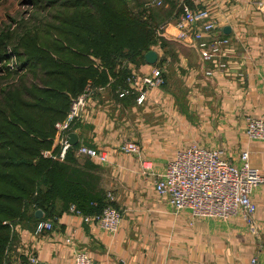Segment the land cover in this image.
<instances>
[{
    "label": "crops",
    "instance_id": "obj_1",
    "mask_svg": "<svg viewBox=\"0 0 264 264\" xmlns=\"http://www.w3.org/2000/svg\"><path fill=\"white\" fill-rule=\"evenodd\" d=\"M137 1L141 9L152 0ZM159 1L162 6L150 7L157 29L148 50L115 67L114 73L121 67L129 76H149L158 68L164 86L146 91L142 104L135 101L137 94L120 99L108 70L89 57L95 72L87 85L96 88L86 96L72 132L81 144L107 151L108 160L101 165L74 152L53 167L56 200L93 198V203L105 205V195L112 192L123 213L118 232L84 224L69 205L56 217H46L51 232L34 236V225L19 232L22 264L32 255L37 264H73L76 250L86 251L92 264H250L254 257L264 262V183L251 194L253 230L239 218H194L189 210L176 215L166 201L154 200L155 182L133 156L120 150L124 142L139 144L152 175L163 173L175 153L192 143L226 149V157L247 152L251 167L264 179V141L250 140L245 131L247 121L264 118V0ZM183 1L192 9L207 10L217 26L213 35L229 40L218 59L224 68L203 64L195 42L178 39L174 26ZM199 27L189 26V32ZM150 51L157 54L152 65L144 61ZM206 69L214 70L211 77L205 76ZM219 138L223 144L217 145ZM55 148L53 140L47 151ZM88 204L77 203L86 212ZM65 238L72 244L66 245Z\"/></svg>",
    "mask_w": 264,
    "mask_h": 264
},
{
    "label": "rangeland",
    "instance_id": "obj_2",
    "mask_svg": "<svg viewBox=\"0 0 264 264\" xmlns=\"http://www.w3.org/2000/svg\"><path fill=\"white\" fill-rule=\"evenodd\" d=\"M120 1L127 6L130 17L134 20L140 17L147 31L152 29L155 37L157 16L151 13L152 8L140 9L137 0ZM112 4L111 0H0V195L3 197L0 203H5L2 204L5 208L15 206V197L19 195L12 191L7 198L2 193L5 187H9L12 174L18 173L9 169L8 161L25 162L30 159L32 154L28 151L34 146L32 140L38 139L37 132H43L42 128L49 125L45 123L46 116L54 119L59 116L51 115L50 109L58 107L62 99L78 97L74 94L69 97L67 91H75L79 76H88L87 69H93V61L85 56L93 52L89 57L96 59L93 56L96 53L94 46L98 48L109 43L107 36L112 32L116 38L113 45L128 43L136 33L139 34L125 24L118 25L114 19L110 21L106 9L111 10ZM162 84L159 88L164 86V79ZM95 88L88 84L85 92L88 94ZM219 141L217 145L223 144L221 138ZM49 143L47 138L46 144ZM220 150L231 162L237 160L240 154L226 157V149ZM142 155L138 159L134 157L135 161L141 172L154 182L158 174H149L152 166L142 159ZM154 196L155 201L159 198L169 204L167 198L157 193ZM105 199V207L116 209L123 219L112 192L109 191ZM22 205L19 214L10 220L2 214L4 208L0 204V225L7 226L9 235L3 264L23 263L17 245L19 232L30 230L36 217L33 214L34 204L23 202ZM171 210L178 214L173 208ZM49 211L52 213L54 210ZM231 218H239L251 230L256 228L253 218L247 223L240 215L212 219L227 221Z\"/></svg>",
    "mask_w": 264,
    "mask_h": 264
},
{
    "label": "built area",
    "instance_id": "obj_3",
    "mask_svg": "<svg viewBox=\"0 0 264 264\" xmlns=\"http://www.w3.org/2000/svg\"><path fill=\"white\" fill-rule=\"evenodd\" d=\"M181 3L180 13L174 26L178 39L189 38L194 41L199 59L203 64L214 62L218 69L224 68L218 59L222 55L223 48L229 44V40L213 35L217 26L209 19L207 10H195L184 1ZM154 6L160 7L162 4L159 0H152L145 5V8L150 9ZM199 23V29L189 32V26ZM213 73L214 70L206 69L204 74L211 77ZM162 83V72L158 68L153 69L149 76L130 75L125 80L126 87L117 91L118 98L137 94L135 101L142 104L145 92L159 88L163 85ZM87 95L85 92L73 98L63 121L57 122L55 125L54 144L56 148L58 147L57 155L46 150L42 151L43 157L63 161L67 151L74 147L69 146L66 139L69 133H73L75 123L80 120ZM245 131L250 140L264 141V118L247 121ZM120 150L137 159L142 154L140 145L134 142L122 143ZM75 152L78 156L86 157L101 165L106 164L108 160L107 151L88 147L81 144L79 140ZM166 165L163 173L155 177L154 191L167 198L176 212L189 210L194 218L221 219L240 215L247 223L252 220L256 211L255 205L251 201V194L254 188L264 183V179L256 169L251 167L247 152H240L237 162H231L225 159L220 150L192 143L185 149L177 151ZM147 169L144 168V170ZM69 211L74 216L81 217L84 224L98 225L103 231L113 235L118 232L122 221L120 212L110 206L104 207L100 213L91 215H83L74 205H70ZM52 230V223L43 220L34 226L32 234L39 237ZM64 243L71 245L72 239L65 238ZM27 264H37V257L29 256ZM73 264H92V260L86 251L76 250ZM250 264H264V262L254 257Z\"/></svg>",
    "mask_w": 264,
    "mask_h": 264
},
{
    "label": "trees",
    "instance_id": "obj_4",
    "mask_svg": "<svg viewBox=\"0 0 264 264\" xmlns=\"http://www.w3.org/2000/svg\"><path fill=\"white\" fill-rule=\"evenodd\" d=\"M111 1L113 3L112 9H106V11L109 13L110 21L114 19V21H116L118 25L125 24L133 28L134 30L136 29L139 32V34L136 33L133 36L134 38L130 42L119 45H113L116 42V38L114 37V34L112 32L109 36H107V38H109L110 40L109 43L103 44L98 48L94 46L96 53H94L93 56L100 60L103 69L105 67V69L108 70V74H110L112 77L110 84H112L118 91L120 88L126 87L125 80L129 76V74H126V71L121 67L120 69H118L119 71H117V73H114L115 67L120 66L124 61L134 60L137 56L146 52L154 36L153 30L151 29V31H147L146 24L142 22V20H140V17L137 18L139 20H134L130 17L129 10L123 2H121L120 0ZM133 29H130V31H134ZM92 54H87V56L85 57L89 58V55ZM89 72L91 73V76L89 75ZM94 72L95 70L93 69H87L88 76H79V78L75 82L77 87L76 90L67 91L69 97H72V94H74V97L79 96L80 94H84L87 86V81L90 77L94 76ZM71 100V98L65 100L62 99L60 102L61 104L58 107L50 109L51 115L59 114V116L56 119L51 118V116H46L45 123L51 125L52 130H50L49 125H46V127L42 128L44 130L43 132H37L36 136L38 137V139L32 140L34 146L32 147L31 151H28V153L32 154L31 156L29 155L30 159H26L27 161L25 162L21 160L8 161V165L10 164L9 169H13V171L16 170L18 173L15 174L13 172L14 174H12L11 176L12 179L9 187H5L2 193L7 198H10V196L12 195V191H16L17 193H19V195L15 197L17 203L13 204L16 207L10 206V208L7 209L4 207V205H2L5 203H0L4 208L2 214L6 216V218L14 220L15 217L19 214L21 207L23 206V202L24 204H26V202H28L29 204H34L33 206H35V210L33 211V214L36 210H40L44 214L41 220L35 219V222L33 224L34 226L39 221L45 220L46 217H55L59 210L65 209L69 205L76 206V208L84 215L100 213L105 207L103 203H93L96 202V199L93 198L88 200H81L69 199L65 197L56 200V187L54 184L55 170L53 167L57 166L58 161L43 157L42 151L49 150L52 146L53 140L55 138L54 127L57 122L63 121V119L65 118L66 114L69 111ZM48 126L49 128H47ZM48 129L49 131L47 132ZM47 138L50 139L49 144H46ZM75 149L76 146L67 151L64 159H66L70 154L74 153ZM53 153L57 155L58 147L55 148ZM0 196V199H3L2 195ZM78 202H82L84 204L89 203V212H86V210L82 206L83 204L77 205ZM59 203L60 208L58 209L57 204ZM50 209L54 211L51 213V211H49ZM34 226L32 228H34ZM6 227L0 225V264H3L5 247L7 246L9 240V235H7L8 228Z\"/></svg>",
    "mask_w": 264,
    "mask_h": 264
},
{
    "label": "water",
    "instance_id": "obj_5",
    "mask_svg": "<svg viewBox=\"0 0 264 264\" xmlns=\"http://www.w3.org/2000/svg\"><path fill=\"white\" fill-rule=\"evenodd\" d=\"M227 32V29L225 30ZM157 60V54L155 52H147L144 56V61L146 64L148 65H152L153 63H155ZM78 135H76L74 132L73 133H69L67 135V143L69 144V146L73 147L76 146L78 143ZM34 217H36V219L40 220L42 219V213L40 211L35 212Z\"/></svg>",
    "mask_w": 264,
    "mask_h": 264
}]
</instances>
